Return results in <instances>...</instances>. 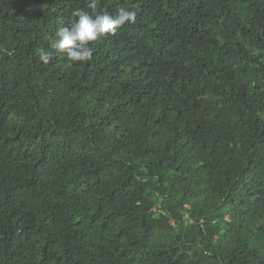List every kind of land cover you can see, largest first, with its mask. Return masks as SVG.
I'll use <instances>...</instances> for the list:
<instances>
[{
    "label": "trees",
    "instance_id": "obj_1",
    "mask_svg": "<svg viewBox=\"0 0 264 264\" xmlns=\"http://www.w3.org/2000/svg\"><path fill=\"white\" fill-rule=\"evenodd\" d=\"M88 2L0 0V264H264V0Z\"/></svg>",
    "mask_w": 264,
    "mask_h": 264
},
{
    "label": "clouds",
    "instance_id": "obj_2",
    "mask_svg": "<svg viewBox=\"0 0 264 264\" xmlns=\"http://www.w3.org/2000/svg\"><path fill=\"white\" fill-rule=\"evenodd\" d=\"M98 0H89L83 8L73 10L66 25L56 31V38L50 47L56 53H63L71 62H87L93 57V42L107 35H115L125 24L136 23V12L120 8L116 14L97 10ZM39 59L48 64L54 57L53 51L37 49Z\"/></svg>",
    "mask_w": 264,
    "mask_h": 264
}]
</instances>
